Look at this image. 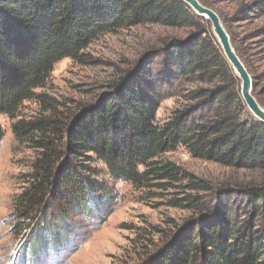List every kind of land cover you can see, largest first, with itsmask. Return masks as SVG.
<instances>
[{"label":"trees","instance_id":"1","mask_svg":"<svg viewBox=\"0 0 264 264\" xmlns=\"http://www.w3.org/2000/svg\"><path fill=\"white\" fill-rule=\"evenodd\" d=\"M199 1L214 9L211 0ZM244 8L235 20L264 14V0ZM145 25L187 33L162 50L165 70L160 63L153 68L151 52L96 104L73 109L39 92L48 89L58 62L83 63L100 37ZM186 85L193 86L186 103L160 123L162 102ZM26 102L38 105L29 119L20 114ZM1 116L13 121L17 145L35 152L14 200L24 231L43 226L51 209L67 217L92 203H114L118 193L109 177L191 213L184 226L162 232L159 247L147 243L153 248L143 264H264V184L215 188L164 158L183 147L195 159L264 171V123L245 106L210 22L182 0H0ZM3 137L0 125V144Z\"/></svg>","mask_w":264,"mask_h":264},{"label":"rangeland","instance_id":"2","mask_svg":"<svg viewBox=\"0 0 264 264\" xmlns=\"http://www.w3.org/2000/svg\"><path fill=\"white\" fill-rule=\"evenodd\" d=\"M252 1L211 0L213 10L227 21L225 27L233 35L235 50L238 49L243 63L248 65L254 95L259 94L264 103V14L247 12L244 20L234 18L242 9L246 14L244 7ZM186 36L184 31L161 25L138 26L104 35L85 51L83 63L71 59L58 62L48 89L39 92L68 102L71 109L77 104L94 105L102 95L111 92L115 83L131 71H139V63L151 52H156L149 55L154 60L153 68L160 63L159 67L165 70L168 52L162 50L171 39ZM192 87L182 86L162 102L157 116L160 123L168 121L172 112L186 103L184 95ZM37 110L35 102H26L20 114L23 119H29ZM0 125L4 132L0 144V264H143L153 248L147 243L152 241L159 247L162 232L172 233L176 225L184 226L190 217V212L169 208L161 199L147 198L143 191L128 182H112L107 177L111 188L118 193L114 203L98 201L100 204L92 203L86 213H72L67 217L57 216L51 209L43 226L24 231L25 227L19 226L13 214L14 200L23 189L22 176L31 171L35 152L17 145L9 117L1 116ZM164 158L209 181L215 188L227 184H264V171L236 169L195 159L183 147ZM143 234L147 235V240H143Z\"/></svg>","mask_w":264,"mask_h":264},{"label":"water","instance_id":"3","mask_svg":"<svg viewBox=\"0 0 264 264\" xmlns=\"http://www.w3.org/2000/svg\"><path fill=\"white\" fill-rule=\"evenodd\" d=\"M182 1L198 16L210 22L213 35L219 43L224 56L240 80L241 97L247 109L258 121L264 123V107L261 106L254 95V85L251 74L235 50L231 36L218 13L212 8L203 5L199 0Z\"/></svg>","mask_w":264,"mask_h":264}]
</instances>
